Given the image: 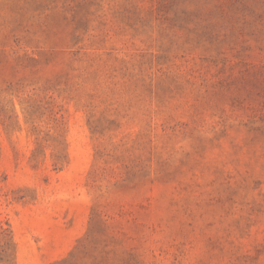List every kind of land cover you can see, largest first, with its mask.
Wrapping results in <instances>:
<instances>
[{"label":"rangeland","instance_id":"1","mask_svg":"<svg viewBox=\"0 0 264 264\" xmlns=\"http://www.w3.org/2000/svg\"><path fill=\"white\" fill-rule=\"evenodd\" d=\"M0 264H264V0H0Z\"/></svg>","mask_w":264,"mask_h":264}]
</instances>
